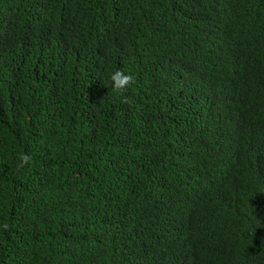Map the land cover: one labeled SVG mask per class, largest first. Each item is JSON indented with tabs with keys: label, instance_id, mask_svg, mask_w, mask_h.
Masks as SVG:
<instances>
[{
	"label": "trees",
	"instance_id": "obj_1",
	"mask_svg": "<svg viewBox=\"0 0 264 264\" xmlns=\"http://www.w3.org/2000/svg\"><path fill=\"white\" fill-rule=\"evenodd\" d=\"M0 264H264V0H0Z\"/></svg>",
	"mask_w": 264,
	"mask_h": 264
},
{
	"label": "clouds",
	"instance_id": "obj_2",
	"mask_svg": "<svg viewBox=\"0 0 264 264\" xmlns=\"http://www.w3.org/2000/svg\"><path fill=\"white\" fill-rule=\"evenodd\" d=\"M111 80L113 82V89L118 92H123L129 84L134 82V77L131 74H125L122 70H117L111 75ZM31 160L32 158L29 155L22 154L20 157L21 166L28 165ZM4 227L7 228L8 225L5 224Z\"/></svg>",
	"mask_w": 264,
	"mask_h": 264
}]
</instances>
